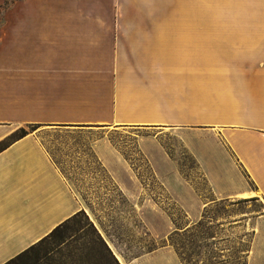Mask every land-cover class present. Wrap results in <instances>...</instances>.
<instances>
[{"label": "crops", "instance_id": "crops-1", "mask_svg": "<svg viewBox=\"0 0 264 264\" xmlns=\"http://www.w3.org/2000/svg\"><path fill=\"white\" fill-rule=\"evenodd\" d=\"M14 2L11 13H121L128 24H148V28L169 24L168 53L154 52L155 44H150L153 53H149L154 55L151 58L173 62L168 95H156V107L162 103L160 108L167 109L168 116L143 123L170 126V133L197 161L216 201L262 204L250 225L246 264H264V0ZM50 26L53 31L10 37L9 68L2 67L7 55L0 53V141L25 123L42 125L47 132L89 134L86 147L106 180H97L90 172L80 176L81 185L75 186L43 143L41 131L30 132L2 150L0 264L80 211L120 264H184L169 242L175 231L170 215L115 140L124 132L115 122H129L120 115L114 122L113 86L99 92L96 85L89 86L97 95L82 96L81 85L66 84V70L59 64L51 68L37 63L79 59L69 53L73 35L61 31L66 24ZM151 32L156 38L165 37L164 32ZM180 62H185L184 72ZM4 93L9 96H1ZM88 108H93L92 117L83 112ZM135 141L159 190L185 211L191 224L199 221L206 204L158 138L137 135ZM58 145L64 164L85 174L86 167L77 162L82 158L75 153L85 145L76 139ZM124 206L126 212L130 207L131 218L122 216ZM118 222L128 225L130 238L148 237L154 245L131 246L133 239L118 234Z\"/></svg>", "mask_w": 264, "mask_h": 264}, {"label": "rangeland", "instance_id": "rangeland-1", "mask_svg": "<svg viewBox=\"0 0 264 264\" xmlns=\"http://www.w3.org/2000/svg\"><path fill=\"white\" fill-rule=\"evenodd\" d=\"M14 1L3 0L0 3V53L3 56L7 55V58L1 61L2 67L9 68L8 55L12 52L10 37L15 33L18 36L33 35L42 31H53L51 24H66V29L61 31L73 35L69 53H75V56L80 60L37 63L39 65L50 64L51 68L59 64L60 69L66 70V84L75 82V84L81 85L82 96L97 95L96 92L89 91L87 88L89 86L96 85L99 88L98 92L104 90L106 86H113L114 122L118 121V115L129 122L124 125L115 122L114 126L124 127V132H119L115 136V140L122 146L123 151L129 156L140 175L153 187L161 207L170 215L175 230L178 229L179 234L175 235L172 240L180 247L184 264H246V253L252 238L250 225L255 214L261 211L262 204L260 202L216 201L200 167L187 151L183 142L170 133V126L143 123L164 121L161 118L168 116L167 109L160 108L163 106L162 103L159 104V108L156 107L158 104L156 95L159 96V93L168 95L173 62L169 59L151 58L154 55L149 53H153V51L168 53V36L166 34H168L169 24H150L152 28H148V24H128L122 21L121 13H11ZM47 26L50 27L46 28ZM151 31L161 32V35L164 32L165 37L156 38L150 34ZM150 44H155L157 47L152 46L154 48L152 51ZM180 63V68L184 72L185 62ZM1 96H9V94L4 93ZM92 110L93 108H88L83 112L86 113V116L92 117ZM0 116H3L1 112ZM30 125H34L35 130H32ZM22 126L30 132L31 130L32 132L41 131L43 143L75 186L81 185L80 176H89L90 172L95 173L97 180H106L104 174L99 173L101 172L100 168L95 164L88 147H86L90 138L89 134L77 136L67 132H47L43 130L44 126H37L33 123H25ZM137 135L157 137L176 162L183 177L205 202V210L201 217L204 222L203 227H196L201 219L191 224L185 211L170 198L165 190H159V186L151 176L149 162L137 149L135 141ZM74 139L85 145L82 151L75 152L76 156L82 158L77 162L86 167L85 174L72 170L64 164L59 156L60 152L57 146L59 149L62 147L58 143L69 145ZM70 152L65 151L66 154ZM125 208L126 206H124L126 215L122 216L131 218L130 207L128 212ZM117 224L119 225L118 234H127L122 239L127 237L130 241L134 240L130 242L131 246L137 244L142 246L143 244L146 249H149L154 245L148 237L145 241L141 239L136 241V239L130 238L129 232H126L130 229L128 225L125 226L120 222ZM201 231H204V234H201ZM64 233L67 237L71 236L66 242L58 247L56 242L50 241L41 253L40 260L36 259L35 254L32 253L23 261V264H57L60 261L70 263L72 259L78 264H95L99 260L101 257L100 247L94 243L95 238L89 227L71 222L68 228L64 229ZM171 234L169 236L170 243L172 242ZM133 251L135 252L136 249L132 248ZM102 262L109 264L106 259H102Z\"/></svg>", "mask_w": 264, "mask_h": 264}, {"label": "trees", "instance_id": "trees-1", "mask_svg": "<svg viewBox=\"0 0 264 264\" xmlns=\"http://www.w3.org/2000/svg\"><path fill=\"white\" fill-rule=\"evenodd\" d=\"M30 127L32 128V130H35L34 125H30ZM32 130H31V132H32ZM29 133H30V130H28L26 127H24V126L19 127L16 131H14L9 136H7L5 139L0 141V152L2 150H4L5 148H7L15 140L23 138ZM196 163H197V161H196ZM197 165H198V163H197ZM71 222H75L79 226H83V225L87 226L92 231V234L94 235V238H95L94 243L99 245V247H100L99 251L101 254V257L99 258V260H97V262L95 264H103L102 259H106V261L109 264H120L119 261L114 256V254L112 253L111 249L109 248V246L106 243V241L104 240V238L101 236V234L95 228V226L90 221L89 217L87 216V214L84 211H80L77 214H75L74 216H72L71 218L67 219L65 222H63L62 224L57 226L48 236L44 237L42 240H40L36 244L30 246L28 249L21 252L20 254L13 257L12 259H10L9 261H7L4 264H23V261L26 258L30 257V255L32 253L35 254L36 259L40 260L41 253L45 250V246L47 245V243H49L50 241H54L57 243V246L59 247L60 245H62L64 242H66L71 237V236H68L69 237L68 238L64 233V229L68 228V225ZM203 223H204L203 219H201L196 224V227H199V228L203 227ZM178 234H179L178 229H176L171 234V240L175 235H178ZM201 234H204V231H201ZM171 244L175 247L177 253L179 254V256L183 262L184 258H183V253H182L180 247L173 240H172ZM57 264H78V263H76V261H74V259H72L70 261V263H67L66 261H62V262L60 261Z\"/></svg>", "mask_w": 264, "mask_h": 264}]
</instances>
